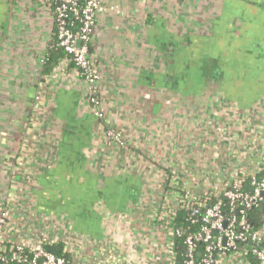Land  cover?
Here are the masks:
<instances>
[{
	"label": "crops",
	"instance_id": "0c3cea01",
	"mask_svg": "<svg viewBox=\"0 0 264 264\" xmlns=\"http://www.w3.org/2000/svg\"><path fill=\"white\" fill-rule=\"evenodd\" d=\"M102 2L91 53L123 149L67 59L43 76L45 0H0V208L14 193L18 238L46 230L73 264H166L171 188L201 197L264 156V0Z\"/></svg>",
	"mask_w": 264,
	"mask_h": 264
},
{
	"label": "built area",
	"instance_id": "2783aa9c",
	"mask_svg": "<svg viewBox=\"0 0 264 264\" xmlns=\"http://www.w3.org/2000/svg\"><path fill=\"white\" fill-rule=\"evenodd\" d=\"M45 3L57 29L56 47L63 49L82 71L89 104L104 134L119 148H125L123 133L111 128L104 110L100 91L102 75L91 53L98 18L108 10L107 6L102 0H45ZM70 16L80 20L79 30L68 26ZM40 102L41 96L37 95L35 106ZM263 167L264 156L258 158L251 173L239 172L237 167L233 176L209 185L198 198H194L186 186L180 189L172 187L174 190L169 195L176 197L175 211L164 209L154 215L166 230L160 249L166 264H264V224L255 229L248 219V212L252 209H261L264 213V180L256 177ZM210 189L216 196L228 201V215L222 201L209 205L203 199ZM13 195H8L0 208V264H70L67 258L56 255L48 248L61 244L48 231L32 233L27 239L18 238L15 219L11 216ZM180 211H186L184 220L187 223L199 225L197 231L185 233L175 227ZM177 238L183 249L181 254L176 245ZM63 251L67 253L65 247ZM114 264H132V261L118 257Z\"/></svg>",
	"mask_w": 264,
	"mask_h": 264
},
{
	"label": "trees",
	"instance_id": "16d2710c",
	"mask_svg": "<svg viewBox=\"0 0 264 264\" xmlns=\"http://www.w3.org/2000/svg\"><path fill=\"white\" fill-rule=\"evenodd\" d=\"M68 22V26H71V28L73 30H79L80 28V20L74 18L73 16H70L67 20ZM56 33H57V29H56ZM5 34H2V36ZM2 36H0V38L2 39ZM56 45L57 42L55 43V47H53V51L51 50L50 53L48 54L47 58H45V63L42 67V74L43 76L49 75L52 73L53 69L56 67V65L58 64V60L60 58H64L67 59L68 62L70 63V67H73L74 69H76L79 74L80 77L83 79L82 77V71L77 68V66L74 64V62L71 60V58L68 56V54L63 50L58 48L59 50H56ZM110 128V126H109ZM113 128V127H111ZM256 177L264 180V167L262 168V170L256 174ZM250 181V179H248ZM206 195L204 196V200H206V202L209 205L215 204L218 202V200L222 201L223 205H224V210L225 213L228 215L229 209H228V201L226 199H224L223 197L220 196H216V193L214 192V190H208L206 191ZM186 215V211H180L178 213V218L176 220V224L175 227L176 228H180L182 229L183 232L185 233H189V232H194L197 231L199 229V225H195L193 223H187L184 218ZM248 219L250 224L255 228V229H260L262 227V225L264 224V213L262 212L261 209H252L251 211L248 212ZM176 245L178 248L179 253H182V247H181V243H180V239H176ZM63 247L64 245L61 244H57V245H53V246H49L48 248L53 251L56 255L58 256H62L65 257L69 260L70 264H73L74 258L72 254H67L63 251ZM252 261L253 258H251Z\"/></svg>",
	"mask_w": 264,
	"mask_h": 264
},
{
	"label": "rangeland",
	"instance_id": "374dc122",
	"mask_svg": "<svg viewBox=\"0 0 264 264\" xmlns=\"http://www.w3.org/2000/svg\"><path fill=\"white\" fill-rule=\"evenodd\" d=\"M193 7V6H192ZM179 15H178V13H177V17H178ZM178 22V21H177ZM196 27H198V26H196Z\"/></svg>",
	"mask_w": 264,
	"mask_h": 264
}]
</instances>
